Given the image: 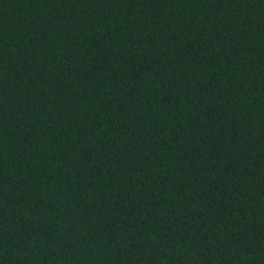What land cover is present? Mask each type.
<instances>
[{
	"label": "trees",
	"instance_id": "obj_1",
	"mask_svg": "<svg viewBox=\"0 0 264 264\" xmlns=\"http://www.w3.org/2000/svg\"><path fill=\"white\" fill-rule=\"evenodd\" d=\"M0 264H264V0H0Z\"/></svg>",
	"mask_w": 264,
	"mask_h": 264
}]
</instances>
